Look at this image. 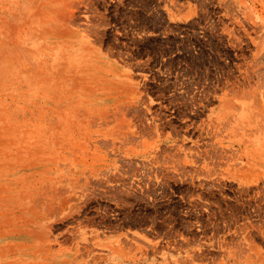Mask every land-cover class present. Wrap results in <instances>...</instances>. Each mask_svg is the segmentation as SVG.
<instances>
[{"label":"rangeland","instance_id":"374dc122","mask_svg":"<svg viewBox=\"0 0 264 264\" xmlns=\"http://www.w3.org/2000/svg\"><path fill=\"white\" fill-rule=\"evenodd\" d=\"M0 264H264V0H0Z\"/></svg>","mask_w":264,"mask_h":264},{"label":"bare ground","instance_id":"6f19581e","mask_svg":"<svg viewBox=\"0 0 264 264\" xmlns=\"http://www.w3.org/2000/svg\"><path fill=\"white\" fill-rule=\"evenodd\" d=\"M4 45V44H3ZM9 51V50H8ZM13 52V51H12ZM11 53V52H10ZM16 55V54H15ZM8 58V57H7ZM6 59V58H5ZM9 59V58H8ZM60 72V71H59ZM60 75V74H59ZM68 79V78H67ZM57 83V82H56ZM65 90V89H64Z\"/></svg>","mask_w":264,"mask_h":264}]
</instances>
